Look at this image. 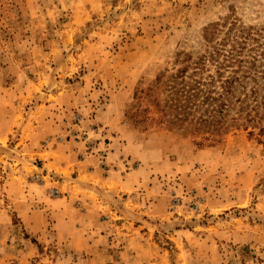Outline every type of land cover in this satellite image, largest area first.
Wrapping results in <instances>:
<instances>
[{"label":"rangeland","instance_id":"374dc122","mask_svg":"<svg viewBox=\"0 0 264 264\" xmlns=\"http://www.w3.org/2000/svg\"><path fill=\"white\" fill-rule=\"evenodd\" d=\"M233 26L264 0H0V264H116L131 234L160 264H264V117L205 140L163 107Z\"/></svg>","mask_w":264,"mask_h":264},{"label":"trees","instance_id":"16d2710c","mask_svg":"<svg viewBox=\"0 0 264 264\" xmlns=\"http://www.w3.org/2000/svg\"><path fill=\"white\" fill-rule=\"evenodd\" d=\"M206 42L204 53L184 55L168 76L163 103L170 124L208 134L205 140L264 117V27L233 26L219 42Z\"/></svg>","mask_w":264,"mask_h":264},{"label":"crops","instance_id":"0c3cea01","mask_svg":"<svg viewBox=\"0 0 264 264\" xmlns=\"http://www.w3.org/2000/svg\"><path fill=\"white\" fill-rule=\"evenodd\" d=\"M108 176L105 178L107 179ZM132 239H134L133 235H128V238H126V246H122V249L124 250V253H132L130 255H128L129 259L128 261H120L117 262L116 264H160L157 260H150L148 261L147 258H145V256L141 252V250H143L142 248L145 247L146 245L144 244H137L136 245V249H130L129 243L132 241ZM156 247V246H155ZM140 256V258L138 259L137 257Z\"/></svg>","mask_w":264,"mask_h":264},{"label":"built area","instance_id":"2783aa9c","mask_svg":"<svg viewBox=\"0 0 264 264\" xmlns=\"http://www.w3.org/2000/svg\"><path fill=\"white\" fill-rule=\"evenodd\" d=\"M58 195H59V191L56 190V189H51V190L49 191V196H50V197H55V196H58Z\"/></svg>","mask_w":264,"mask_h":264}]
</instances>
